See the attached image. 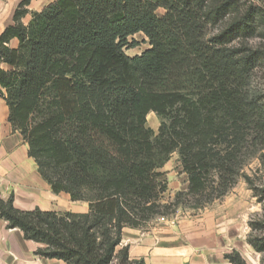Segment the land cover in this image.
Listing matches in <instances>:
<instances>
[{"label": "trees", "instance_id": "16d2710c", "mask_svg": "<svg viewBox=\"0 0 264 264\" xmlns=\"http://www.w3.org/2000/svg\"><path fill=\"white\" fill-rule=\"evenodd\" d=\"M31 1L0 35V97L51 190L89 211H21L0 194V220L41 258L145 264L119 248L125 228L202 210L243 177L263 205L247 241L264 264V186L244 173L264 159V95L251 91L264 48L250 44L264 41V0H55L32 12ZM137 34L150 47L130 57ZM174 153L188 188L170 202L161 170ZM225 259L248 264L236 250Z\"/></svg>", "mask_w": 264, "mask_h": 264}, {"label": "crops", "instance_id": "0c3cea01", "mask_svg": "<svg viewBox=\"0 0 264 264\" xmlns=\"http://www.w3.org/2000/svg\"><path fill=\"white\" fill-rule=\"evenodd\" d=\"M21 1L0 0V35L13 22ZM54 1L32 0L28 9L40 11ZM30 19L28 15L24 22ZM8 117L9 108L0 97L1 198L6 201L13 195L14 206L21 211L87 213L88 203L72 201L70 195L55 194L51 190L35 159L29 155L28 144L13 130ZM166 167L162 170L166 171ZM179 171H182L181 165ZM182 176L187 180L186 174ZM187 188L188 182L185 190ZM250 208L248 202L228 198L195 213L157 218L143 228H125L119 248L128 247L130 259L143 260L145 264H230L225 255L234 250L240 252L248 264H260V261H251L258 255L247 242ZM7 225L0 220V264H65L36 256L35 252L42 245L27 240L20 229H10Z\"/></svg>", "mask_w": 264, "mask_h": 264}, {"label": "rangeland", "instance_id": "374dc122", "mask_svg": "<svg viewBox=\"0 0 264 264\" xmlns=\"http://www.w3.org/2000/svg\"><path fill=\"white\" fill-rule=\"evenodd\" d=\"M163 10H159L158 14L162 15ZM262 31V30H261ZM264 32V31H262ZM261 32V33H262ZM134 39L140 43L139 46L135 48H128L125 50L126 54L130 57H134L136 55H141L144 51H146L150 46L144 37L143 34H137L134 36ZM253 46H262L264 48V41L262 37H257L253 41L250 42ZM251 91L254 94L264 95V65L260 66L255 74L253 75L252 80V87ZM160 125V120L155 113H150L147 116V126L152 128L155 133H158V128ZM176 154V155H175ZM261 153L257 154L256 156L252 157L246 164L244 168V173L250 176L254 183L257 186H264V159L260 158ZM179 156L177 153H174L170 159V161L166 164V171L161 170L164 173L163 178L168 182V191L164 194L163 198L165 201H173L175 195L180 191H186L187 180L182 176L183 172L179 171ZM165 165V166H166ZM164 166V168H165ZM173 174V175H170ZM254 192L249 188L247 182L243 177H240L236 183V185L230 190V192L224 196L220 200H216L215 202H223L225 199L234 198L235 200H241L248 202L251 204V211L249 212V216L247 219V239L250 233V221L253 218H256L257 215L262 214L263 212V205L258 203L257 198L253 194ZM211 205L207 206L209 208ZM204 208V209H206ZM202 209V210H204ZM200 211V210H198ZM196 210L187 209V208H179L177 209L176 213H195L198 212ZM175 214L170 215L169 217L175 218ZM167 218V217H166ZM174 221V220H173ZM147 226V225H146ZM145 226V227H146ZM248 242V241H247ZM254 257L251 261H260L261 256Z\"/></svg>", "mask_w": 264, "mask_h": 264}, {"label": "built area", "instance_id": "2783aa9c", "mask_svg": "<svg viewBox=\"0 0 264 264\" xmlns=\"http://www.w3.org/2000/svg\"><path fill=\"white\" fill-rule=\"evenodd\" d=\"M165 217H160V219H164ZM174 224V221H171Z\"/></svg>", "mask_w": 264, "mask_h": 264}]
</instances>
